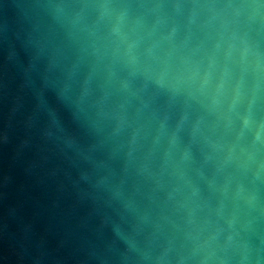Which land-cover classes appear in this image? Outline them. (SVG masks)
Here are the masks:
<instances>
[{"label": "water", "instance_id": "95a60500", "mask_svg": "<svg viewBox=\"0 0 264 264\" xmlns=\"http://www.w3.org/2000/svg\"><path fill=\"white\" fill-rule=\"evenodd\" d=\"M0 264H264V0H0Z\"/></svg>", "mask_w": 264, "mask_h": 264}]
</instances>
